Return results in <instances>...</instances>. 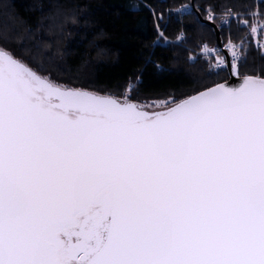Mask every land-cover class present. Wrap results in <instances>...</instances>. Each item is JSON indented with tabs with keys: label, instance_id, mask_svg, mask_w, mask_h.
Masks as SVG:
<instances>
[{
	"label": "snow or ice",
	"instance_id": "snow-or-ice-1",
	"mask_svg": "<svg viewBox=\"0 0 264 264\" xmlns=\"http://www.w3.org/2000/svg\"><path fill=\"white\" fill-rule=\"evenodd\" d=\"M205 11L248 29L230 57L200 45L227 75L146 104L62 84L0 31V264H264V66L242 71L264 3Z\"/></svg>",
	"mask_w": 264,
	"mask_h": 264
},
{
	"label": "trees",
	"instance_id": "trees-1",
	"mask_svg": "<svg viewBox=\"0 0 264 264\" xmlns=\"http://www.w3.org/2000/svg\"><path fill=\"white\" fill-rule=\"evenodd\" d=\"M107 2L112 3L107 54L101 85L95 86ZM260 3L264 0H0V31L8 30L20 37L18 43L23 48H18V53L22 52L34 68L42 64L60 83L116 97L130 91L132 99L141 103L164 99L168 94L179 98L201 85L219 82L227 74H207V57L197 54L202 50L200 45L217 47V28L223 43L229 38L240 43L248 29L238 27L235 20L229 32L228 26L216 28L219 19L208 21L205 9L209 4L216 5L219 18L224 7L247 13L255 11ZM132 5L137 9L133 10ZM146 5L158 15L163 14L159 23L167 40L153 43L157 41V21ZM181 5H189L190 14H177L175 9ZM242 19L251 17L245 14ZM181 32L186 38L178 40ZM259 39L255 35L245 37L248 55L242 71L251 74L264 66V56L257 50Z\"/></svg>",
	"mask_w": 264,
	"mask_h": 264
},
{
	"label": "rangeland",
	"instance_id": "rangeland-1",
	"mask_svg": "<svg viewBox=\"0 0 264 264\" xmlns=\"http://www.w3.org/2000/svg\"><path fill=\"white\" fill-rule=\"evenodd\" d=\"M105 5H106V9H105L104 15H103L102 31L100 33V44H99V47H98L99 50H98V54H97L96 77H95V81H94V85L95 86L101 85V78H100V76L102 75V71H103V68H104V65H105L106 54H107V32H108L109 17H110V11H111L112 3L107 2V3H105ZM227 30H228V32L230 31L229 27H227ZM255 37H257V36L255 35ZM228 42H229V40H227L226 43H223L222 42V46H219L218 45L217 47H212V46H209L208 45V47L210 49H215V48L221 49V55H224L223 49L228 50L229 54H231V49L225 48V45L228 44ZM234 43L239 44L238 42H234ZM199 53H203L206 57L208 56V54L207 53H204L202 50H201V52H198L197 54H199ZM215 55H216V53L213 52L212 53V56L214 57ZM162 99L163 98H160V99H152V100H148V101L141 102V104H146V103H150V102H152L154 100H162Z\"/></svg>",
	"mask_w": 264,
	"mask_h": 264
},
{
	"label": "water",
	"instance_id": "water-1",
	"mask_svg": "<svg viewBox=\"0 0 264 264\" xmlns=\"http://www.w3.org/2000/svg\"><path fill=\"white\" fill-rule=\"evenodd\" d=\"M200 18L202 19L203 17L202 16H200ZM217 28V27H216ZM217 40H218V45L219 46H222V41H221V38H220V35H219V31H218V28H217ZM223 53H224V55H227V56H229L230 57V54H229V52H228V50H226V49H223ZM238 81L236 80V79H231V80H229V83H237Z\"/></svg>",
	"mask_w": 264,
	"mask_h": 264
}]
</instances>
